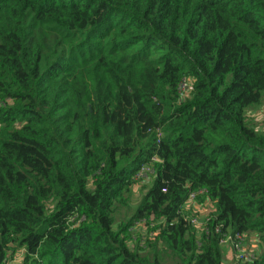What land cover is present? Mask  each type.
Masks as SVG:
<instances>
[{
	"label": "trees",
	"instance_id": "1",
	"mask_svg": "<svg viewBox=\"0 0 264 264\" xmlns=\"http://www.w3.org/2000/svg\"><path fill=\"white\" fill-rule=\"evenodd\" d=\"M263 101L264 0H0V264H264Z\"/></svg>",
	"mask_w": 264,
	"mask_h": 264
},
{
	"label": "rangeland",
	"instance_id": "2",
	"mask_svg": "<svg viewBox=\"0 0 264 264\" xmlns=\"http://www.w3.org/2000/svg\"><path fill=\"white\" fill-rule=\"evenodd\" d=\"M248 118L249 122L258 130H261L264 134V101L260 107H258L256 110L248 112ZM152 170L149 169L148 171H140L138 174L137 182L132 190V194L130 197V208H126L124 206H120L117 215L118 221H125L129 216H131L137 206L139 205L142 197L145 195L147 190L151 187L152 182L154 180V177L152 175ZM186 204L192 208H194L195 212L199 211V215L197 218H191L195 219L199 222V220H203L201 217L207 215L210 211V205L208 204L207 200L205 199H198L196 198L195 200L191 201L189 200V197L186 201ZM191 210V209H187ZM192 216V214H191ZM190 216V217H191ZM206 218V217H205ZM126 222V221H125ZM201 225H199V228ZM143 225L140 223H136L135 226L133 227V232H131L132 237H134V241L137 244L138 241L141 239H147L151 237V233L149 234L148 232L149 229H142ZM250 240L244 241L245 243V248H246V253L251 255L249 256L250 258H247L245 261L242 263H238V260L236 258L237 252L234 251L231 247H222V252H223V260L224 264H252V261L250 260L252 258V255H254L257 251L258 245V238L256 235H250ZM20 259H22V253H18L10 259L8 264H19Z\"/></svg>",
	"mask_w": 264,
	"mask_h": 264
},
{
	"label": "built area",
	"instance_id": "3",
	"mask_svg": "<svg viewBox=\"0 0 264 264\" xmlns=\"http://www.w3.org/2000/svg\"><path fill=\"white\" fill-rule=\"evenodd\" d=\"M183 88H186L187 85L186 84H183L182 86ZM185 90V89H184ZM148 171L149 169L145 168L143 169V171ZM140 173V172H139ZM206 192H199V193H192L190 194L189 196V200L193 201L195 200L196 198H198L199 196H201L202 194H205ZM186 207L187 209H191L192 207L188 206L186 204ZM207 221V219L205 220ZM190 222L193 226H196L199 228V225L200 224V220L199 222L195 219H190ZM222 247L223 246H226V247H231L234 251L237 252V255H236V258L238 260V263H242L243 261H245L247 258H250L249 254L246 253V248L244 246V237H242L241 235H237L235 237H227L226 239H224L221 243ZM255 257V254L252 255V258L250 260H252L253 258Z\"/></svg>",
	"mask_w": 264,
	"mask_h": 264
},
{
	"label": "crops",
	"instance_id": "4",
	"mask_svg": "<svg viewBox=\"0 0 264 264\" xmlns=\"http://www.w3.org/2000/svg\"><path fill=\"white\" fill-rule=\"evenodd\" d=\"M249 237H250V235L248 236V238H249ZM249 240H250V238H249ZM249 240H248V241H249ZM258 245H259V244H258ZM224 261H225V260H224ZM226 264H227V262H226Z\"/></svg>",
	"mask_w": 264,
	"mask_h": 264
}]
</instances>
